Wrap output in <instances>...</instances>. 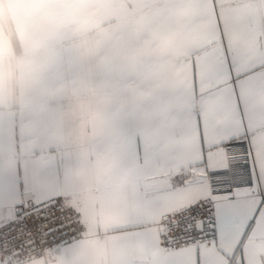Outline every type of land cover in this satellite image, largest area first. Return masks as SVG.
Masks as SVG:
<instances>
[{"label": "snow or ice", "instance_id": "6c2138e0", "mask_svg": "<svg viewBox=\"0 0 264 264\" xmlns=\"http://www.w3.org/2000/svg\"><path fill=\"white\" fill-rule=\"evenodd\" d=\"M137 2L96 64L68 53L0 109V264L83 235L68 203L83 155L63 136L69 94L90 100L88 151L168 218L150 264H264V0Z\"/></svg>", "mask_w": 264, "mask_h": 264}, {"label": "crops", "instance_id": "0c3cea01", "mask_svg": "<svg viewBox=\"0 0 264 264\" xmlns=\"http://www.w3.org/2000/svg\"><path fill=\"white\" fill-rule=\"evenodd\" d=\"M139 15L137 0H0V109L24 103L68 53L96 64ZM62 105L64 139L75 155L83 154L68 175V203L82 212L86 235L23 264H150L163 215L88 151L95 131L89 98L69 94Z\"/></svg>", "mask_w": 264, "mask_h": 264}, {"label": "built area", "instance_id": "2783aa9c", "mask_svg": "<svg viewBox=\"0 0 264 264\" xmlns=\"http://www.w3.org/2000/svg\"><path fill=\"white\" fill-rule=\"evenodd\" d=\"M72 206L80 214L82 222L85 225V222L83 221L84 217H83L82 212L76 206H74V205H72ZM160 224H161V229H162L161 233L166 232L167 224H168V218L163 216ZM85 235H86V226L84 228V232H83L81 239ZM28 243H31V241L26 242L25 248H27ZM58 249H59V247L51 246V245L45 244V243H43V241H41V243L34 245L33 248L30 250L25 251L22 249L20 251V255H19L18 259L15 261V264H23V263L28 262V261L30 262L31 260L46 258L50 252L58 250Z\"/></svg>", "mask_w": 264, "mask_h": 264}]
</instances>
